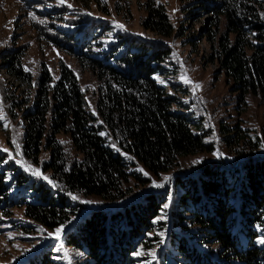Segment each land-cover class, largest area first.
<instances>
[{
  "label": "trees",
  "instance_id": "16d2710c",
  "mask_svg": "<svg viewBox=\"0 0 264 264\" xmlns=\"http://www.w3.org/2000/svg\"><path fill=\"white\" fill-rule=\"evenodd\" d=\"M192 3L189 14L205 13L202 36L209 59L241 95H263L264 3ZM143 5L144 29L161 39L181 32L182 23L174 25L162 3L144 0ZM51 6L38 13L42 25L33 27L88 70L94 84L81 89L72 71L60 64L55 81L46 71L40 74L33 103L21 114V154L38 163L39 152L48 153L41 168L48 170L53 188H36L23 216L47 229H63L59 245L48 239L16 264H264V245L258 243L264 238V127L252 136L241 129H221L226 131V155L174 174L171 201L165 196L167 187L129 198L130 177L146 181L129 170L131 160L156 176L175 169L182 157L213 147L203 143L205 134L193 131L201 129L198 122L170 111L171 98L151 78L166 63L167 45L160 42L136 52L125 46L115 54L124 43V35L117 34L106 48L95 49L97 32L105 31L107 21L65 14L62 27L54 21L65 8ZM49 27L53 33L46 32ZM19 52L2 53L0 59L11 78L27 84ZM110 145L130 159L115 154ZM1 177L0 187L6 190ZM16 179L22 182L20 174ZM89 197L120 208L81 211ZM137 248L150 253L136 261L132 254Z\"/></svg>",
  "mask_w": 264,
  "mask_h": 264
},
{
  "label": "rangeland",
  "instance_id": "374dc122",
  "mask_svg": "<svg viewBox=\"0 0 264 264\" xmlns=\"http://www.w3.org/2000/svg\"><path fill=\"white\" fill-rule=\"evenodd\" d=\"M153 1L164 5L174 25L182 23L181 32L176 36L161 39L160 36L144 29L140 24V19L144 15V0H63V3L60 0H0V55L15 49L20 51L21 68L30 78L27 84L11 78L5 72L0 59V149H7L0 150L1 183L7 187L6 190L0 187L2 191L0 264H16L48 239H54L57 228L63 229L62 227L47 229L30 223L23 216L25 204L33 203L36 188L42 185L49 191L53 190L52 183H49V180H52L48 170L41 168V164L48 158V153L41 150L38 154V163L26 160L21 154L23 134L21 114L33 103L40 74L46 71L53 82L58 77L60 64H63L75 75L81 89L94 84V78L88 70L80 67L67 51L55 46L52 39L33 27L34 24L42 25L43 18L38 13L52 7L51 5L59 3L65 8L58 14L60 19L56 18L54 21L58 25L62 23L65 14L69 16L87 14L96 23L107 21L105 31L97 32L96 41L100 44L94 46L95 49L106 48L117 34L124 35V43H120L113 50L115 54L123 51L125 46L129 51L136 52L143 46L154 47L160 42L167 45L170 52L166 57V63L162 64V70L153 72L151 78L171 98L170 111L183 114L195 121L194 123L198 122L201 129L195 127L193 131L205 134L203 143L211 144L213 147L208 151L182 157L175 169L156 176H151L139 163L131 160L129 170H135L146 181L140 183L139 180L130 177L127 189L132 195L129 198H135L143 190L158 191L163 187H167L165 196L169 197L171 191L174 192L171 185L174 174L192 172L196 169V164L208 160L217 161L219 157L225 156L226 149L222 139L226 131L222 132L221 129H241L248 136H252L254 132L257 133L264 127V94L241 95L216 63L209 59V48L202 36V28L207 26V23L202 22L205 13L196 15V11L190 14L187 12L194 6L192 3L194 0ZM257 1L264 3V0ZM63 25L62 23L61 26ZM118 25H123V28ZM49 29L51 28L49 27L46 32L53 33L49 32ZM190 36H194L195 39L190 40ZM152 47L148 48V51L151 52ZM184 77L190 83H185L182 79ZM195 85H199V88ZM87 108L92 111L89 104ZM58 136L59 139L63 138L61 134ZM110 147L115 154L130 159L116 146ZM25 168L30 170L25 171ZM33 170H39L40 175H33ZM19 174L22 182L16 179ZM43 177L48 179L45 180ZM154 182L161 186H154ZM3 197L11 200V204L6 205L4 203L6 199ZM83 201L81 211L100 208L110 212L120 208L118 204L114 205L95 197ZM57 245L58 240L55 242V246ZM138 251L141 255H134ZM149 253L150 250L137 248L132 257L136 261H142Z\"/></svg>",
  "mask_w": 264,
  "mask_h": 264
},
{
  "label": "snow or ice",
  "instance_id": "6c2138e0",
  "mask_svg": "<svg viewBox=\"0 0 264 264\" xmlns=\"http://www.w3.org/2000/svg\"><path fill=\"white\" fill-rule=\"evenodd\" d=\"M60 2L61 3H63V0H60ZM69 7H71L70 5H69ZM34 18V17H33ZM118 27H120V28H123V25H118ZM26 71H27V69H26ZM182 79H184V82L185 83H190V81L186 78V77H184V78H182ZM195 87L196 88H199V85H195ZM101 135H104V133H101ZM16 147H17V149L19 148V145L17 144L16 145ZM0 150H2V151H7V149H0ZM18 155H19V153H17ZM9 159H11V156H9ZM19 163V162H18ZM30 169L29 168H25V171H29ZM140 171H142V169H140ZM32 174L33 175H37V176H39L40 175V173H39V170H33L32 171ZM145 175H148L147 173H144ZM43 179H45V180H47L48 178L47 177H43ZM166 180L168 179V178H165ZM49 183H52V181H50L49 180ZM154 186H156V187H160L161 185H159V184H155V182H154ZM71 195V194H70ZM72 199H77V197L76 196H72ZM169 200L171 201V194H170V196H169ZM87 203V202H86ZM165 209H167L168 207H169V204H165L164 206H163ZM55 239L56 240H60L61 239V228H57L56 229V234H55ZM161 243H163V241H161ZM258 243L259 244H261V245H264V238H261V239H259L258 240ZM61 247H63V245H61ZM134 255H137V256H139V255H141V252H136V253H134ZM153 258H155V256H154V254H153Z\"/></svg>",
  "mask_w": 264,
  "mask_h": 264
}]
</instances>
